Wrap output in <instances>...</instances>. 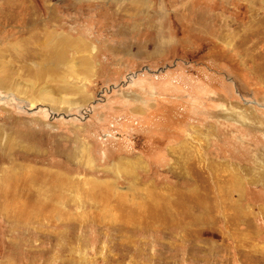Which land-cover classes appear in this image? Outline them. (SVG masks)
<instances>
[{"label":"rangeland","instance_id":"374dc122","mask_svg":"<svg viewBox=\"0 0 264 264\" xmlns=\"http://www.w3.org/2000/svg\"><path fill=\"white\" fill-rule=\"evenodd\" d=\"M0 130V264H264V0H0Z\"/></svg>","mask_w":264,"mask_h":264},{"label":"bare ground","instance_id":"6f19581e","mask_svg":"<svg viewBox=\"0 0 264 264\" xmlns=\"http://www.w3.org/2000/svg\"><path fill=\"white\" fill-rule=\"evenodd\" d=\"M3 132H4L3 130H0V133H3ZM3 143L4 144H8L9 143V145H11V146H16V144H17L16 140H15V137L12 136L11 138L10 137L5 138V137L1 136V138H0V152H1V148L3 147L2 146ZM3 149H4V147H3ZM8 150H9V147H8ZM2 153H3V151H2ZM2 157L6 158L7 157V153L6 154H2L0 156V158H2ZM27 169H29V168H27ZM15 170L16 169H14L12 171H13V173L16 174V176H15V180L17 182V184H15L16 186L14 184L13 185L12 184H7L9 177H7V180L5 181V184L11 185V187L13 186V187L17 188V186H20V185H18L19 184L18 182L19 181H24L23 184H25L26 189L31 190L34 187V184L37 183V184L41 185L45 189L46 192L50 191L51 192L50 200L49 199L48 200L45 199V201L44 202L41 201V203H39V205L41 206V209H43L42 212H41L42 217L46 216V212L48 211L47 208H50V211H48V212L52 213V215L50 214V217L48 219L49 220L55 219L56 215H54L53 211L58 207V204H59V203H56L57 200L55 198V195H56L55 193L56 192H60L64 188V185H65V179H64V177H62L60 172L52 171L51 169H47V168L46 169L45 168L44 169H38L34 174H29L30 170H29V172L28 171H22L20 173L14 172ZM12 177L14 178V175ZM58 200H60V199H58ZM44 208H46V211H45ZM55 212H57V210ZM21 213H25V215L28 216L27 215V213H28L27 211H22ZM25 215H20V216L25 218Z\"/></svg>","mask_w":264,"mask_h":264},{"label":"crops","instance_id":"0c3cea01","mask_svg":"<svg viewBox=\"0 0 264 264\" xmlns=\"http://www.w3.org/2000/svg\"><path fill=\"white\" fill-rule=\"evenodd\" d=\"M76 44L74 45V46H76L77 48H79L78 46H80V42L78 41V42H75ZM55 46H53L52 45V43H51V46H48L47 45V50H49V51H52V52H54V56L52 55V56H50L49 54H45V55H47L46 57H44V61L45 60H47V62H49V61H52V62H54V61H56V62H58L60 59H62V55H60V52L62 51V49H61V45L59 46V47H57V44L55 43L54 44ZM82 45V44H81ZM50 48H52V49H50ZM57 49H59V51L57 50ZM43 52H44V50H43ZM57 53H58V55H57ZM210 164H212V162L210 163ZM225 164V163H224ZM224 164H218V165H223L224 166ZM217 166V165H216ZM218 168V167H217ZM222 168V167H221ZM221 168L220 169H218V170H220V174L218 173V171H217V169L215 168V167H213V174H218L219 175V177L222 175L221 174ZM221 178V177H220Z\"/></svg>","mask_w":264,"mask_h":264}]
</instances>
